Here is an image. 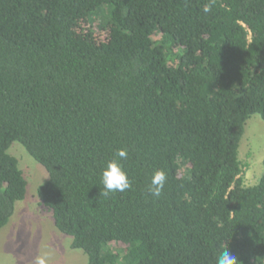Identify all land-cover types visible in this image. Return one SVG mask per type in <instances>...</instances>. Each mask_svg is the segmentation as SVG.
Listing matches in <instances>:
<instances>
[{"label": "trees", "instance_id": "trees-1", "mask_svg": "<svg viewBox=\"0 0 264 264\" xmlns=\"http://www.w3.org/2000/svg\"><path fill=\"white\" fill-rule=\"evenodd\" d=\"M93 16L104 39L77 31ZM254 113L264 121V0H0V229L26 194L18 141L86 264H216L226 245L264 264V159L245 185L238 158ZM112 160L131 186L104 195Z\"/></svg>", "mask_w": 264, "mask_h": 264}, {"label": "rangeland", "instance_id": "rangeland-1", "mask_svg": "<svg viewBox=\"0 0 264 264\" xmlns=\"http://www.w3.org/2000/svg\"><path fill=\"white\" fill-rule=\"evenodd\" d=\"M101 19L95 16L93 20H81L77 31L94 40L104 39L107 30L98 27ZM7 151L18 159L27 187L22 200L15 202L8 223L0 229V264H39L41 260L44 264H86L84 252L70 246L71 237L55 227L51 213L37 201L36 190L47 179L45 169L18 141H13ZM238 158L243 165L244 184L257 182L264 159V121L257 113L245 122Z\"/></svg>", "mask_w": 264, "mask_h": 264}, {"label": "clouds", "instance_id": "clouds-1", "mask_svg": "<svg viewBox=\"0 0 264 264\" xmlns=\"http://www.w3.org/2000/svg\"><path fill=\"white\" fill-rule=\"evenodd\" d=\"M204 11H210V8L206 5ZM116 155L120 158H125L127 155L126 150H119ZM101 180L104 188V195L109 192H123L130 188V181L127 178L126 173L122 170V166L116 160L109 161L106 167L102 170ZM166 181V174L163 170H156L151 179V185L149 192L159 197ZM39 264H44L43 260ZM216 264H240L237 258L230 253L227 249V245L222 249L216 258Z\"/></svg>", "mask_w": 264, "mask_h": 264}]
</instances>
